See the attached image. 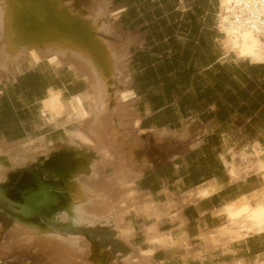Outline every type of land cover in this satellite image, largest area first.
<instances>
[{
	"label": "crops",
	"instance_id": "1",
	"mask_svg": "<svg viewBox=\"0 0 264 264\" xmlns=\"http://www.w3.org/2000/svg\"><path fill=\"white\" fill-rule=\"evenodd\" d=\"M70 1L86 13L101 3ZM102 2L99 6L113 15L115 30L112 40H105L133 58L117 83L124 113L123 126L116 129L136 146L135 168L142 175L128 189L142 195L159 216L158 221L130 210L125 219L134 230L130 247L136 253L152 249L144 226L157 223V231L169 234L173 244L153 249L152 264H264V233L221 241L217 247L203 238L218 235L230 212L263 188L254 168L236 180L230 169L240 164L242 152L251 158L255 144L264 160V69L249 67L264 64L225 56L219 47L223 35L217 20L216 25L210 21L207 0L185 10L180 7L184 0ZM178 39L185 41L182 47L176 45ZM50 90L60 93L64 105L74 98L73 107L78 98L92 95L84 77L66 64L21 67L0 81L1 148L79 144L72 131L84 132L80 119L65 122L43 112ZM76 106L81 112L87 101ZM109 168L112 172L110 165L103 172ZM6 235L1 229L0 264H32L37 254L5 248ZM122 250L121 255L128 252Z\"/></svg>",
	"mask_w": 264,
	"mask_h": 264
},
{
	"label": "bare ground",
	"instance_id": "2",
	"mask_svg": "<svg viewBox=\"0 0 264 264\" xmlns=\"http://www.w3.org/2000/svg\"><path fill=\"white\" fill-rule=\"evenodd\" d=\"M100 4L95 12L86 15L70 0H0V77L8 70L18 73L22 65L66 64L84 77L92 90L91 96L78 98V103L87 101L81 112L77 102L73 107L74 98L64 105L59 92L50 90L43 101V112L52 119H80L84 132L72 131L73 142L79 141L78 145L60 149L43 148L39 143L29 149L18 145L0 147V184L6 182L11 171L30 172L40 179L41 185L45 184L48 200L47 205L41 206L42 215L33 217L8 212L0 206V216L11 223L6 247L45 255L52 264H85L89 257L94 259L93 264L104 262L101 250L91 249L89 238L64 235L69 234L68 229L96 224L111 226L116 238L127 245L134 236L133 228L125 220L130 210L146 217L156 216L159 221L152 211L153 205L128 189L142 175L135 168L134 145L122 140L116 129V125L123 126L120 116L124 110L119 108L123 98L117 83L125 69V48L117 51L96 36L98 32L106 34L112 30L113 15ZM219 5L217 22L223 48L239 60L264 64V0H219ZM113 115L117 122H113ZM257 164L264 181V163ZM107 165L114 172L100 184L99 176ZM244 204L230 212L227 224L218 235L216 232L217 238L203 237L205 242L220 246L221 241L229 244L264 233V187ZM51 221L66 225L60 229L63 234L48 225ZM144 231L150 235L152 249L134 251L133 257L123 260L124 264H152L153 249L173 244L170 235L157 231V223L144 226Z\"/></svg>",
	"mask_w": 264,
	"mask_h": 264
},
{
	"label": "rangeland",
	"instance_id": "3",
	"mask_svg": "<svg viewBox=\"0 0 264 264\" xmlns=\"http://www.w3.org/2000/svg\"><path fill=\"white\" fill-rule=\"evenodd\" d=\"M202 0H184V2H182V4L180 5V7H181V10H185V8H186V6L188 5V6H192L193 4H196V5H201L202 4V2H201ZM174 1H171V3H173ZM204 3V2H203ZM207 4L210 6V9H211V15L209 16L210 17V21L214 24V25H216V20L218 21V13H219V0H207ZM82 10V9H81ZM95 10V8H93V9H91L90 10V12H88V13H86L85 11H83V13L84 14H86V15H88V14H92L93 12H95L94 11ZM112 27V26H111ZM217 28H218V22H217ZM218 31H219V28H218ZM220 32V31H219ZM113 35H115V30H114V28L112 27V30H111V32L110 33H106V34H104L103 32L101 33V32H98L97 34H96V36H98V37H101V38H103L104 40L105 39H110V40H112V36ZM184 43H185V41L183 40V39H178V41H177V43H176V45L178 46V47H182L183 45H184ZM113 46V45H112ZM114 47V46H113ZM219 47H220V49L224 52V54H225V56H231V57H233L234 55L232 54V53H227L226 52V50L223 48V45H222V42H220V44H219ZM115 48V47H114ZM130 56H126V59H125V62H124V64H125V68H126V66L131 62V60L133 59V58H129ZM230 58V57H229ZM228 58V59H229ZM234 58V57H233ZM145 59V58H144ZM45 63H47V64H49V65H52V66H55L54 64H52V63H49V62H45ZM68 66V65H67ZM22 67H25V66H23L22 65ZM56 67V66H55ZM11 70H8L7 72H6V74L4 73L3 74V76H1L0 77V81H3V80H5V81H7L12 75H14V73H12V72H10ZM124 71H125V69H124ZM12 73V74H11ZM120 79H122V78H120ZM120 79H119V81H120ZM113 122H117V119H116V121L114 120ZM116 127H117V125H116ZM120 127V126H119ZM119 136H120V138L122 139V136L119 134ZM122 140H124L128 145H131V146H133L134 144H131V143H128L125 139H122ZM29 147L31 148L32 147V145H30V144H28V145H26V148L27 149H29ZM60 148H63V147H55V148H51V149H60ZM133 148L135 149V145L133 146ZM252 148H253V151H254V149H255V151L253 152L252 151V157L251 158H247L246 157V154H244L245 152H242V154H241V160H240V164L239 165H237L236 166V168H235V165H231V169H230V176L232 175L233 177H234V179L236 180L237 178H239V176H241L242 174L243 175H248L249 174V172H250V170L251 169H255L257 172L259 171L258 170V161H261L262 163H264L263 161L264 160H262L261 158H260V151L257 149V144H255V146L253 145L252 146ZM134 149H133V151H134ZM256 149H257V151H256ZM132 151V152H133ZM258 154V155H257ZM134 156V155H133ZM255 158H254V157ZM244 157V158H243ZM134 159H135V156H134ZM256 159V160H255ZM258 159V160H257ZM136 160V159H135ZM244 160V161H243ZM256 161V162H255ZM246 162V163H245ZM250 164H248V163ZM255 162V163H254ZM245 164V165H244ZM108 166V165H107ZM233 166V167H232ZM257 166V167H256ZM256 167V168H255ZM241 168V169H240ZM246 168H247V171H246ZM250 168V169H249ZM235 170V173H231V172H234L233 170ZM238 169H240V170H238ZM12 172H14V171H12ZM111 172V168H109V169H107L106 170V172H103V170H102V172H101V176H99L100 177V184H103L104 182H106L107 180H108V178L112 175V173L114 172V168H113V170H112V172H111V174L109 175V173ZM240 174H238V173ZM238 176H237V175ZM258 174H260V176H262V174L260 173V171L258 172ZM106 175H109V176H107L106 177ZM235 175V176H234ZM232 176H231V178H232ZM233 179V178H232ZM6 181H7V179H6ZM262 187H264V183H263V181H262ZM248 198V197H247ZM246 198V199H247ZM246 201V200H245ZM245 201H244V203H245ZM243 203V206L245 205ZM243 206H241V207H243ZM6 218L4 217V216H0V230L1 229H4V234H8V232H9V230H10V227H11V223L9 222V221H7V220H5ZM51 222H53V221H51ZM51 222H48V225L51 227V228H53V229H55L54 231H56V232H59V233H61V234H63L62 232H60V229L62 228V227H64V225L65 224H59V223H55V222H53V223H51ZM47 224V223H46ZM66 226V225H65ZM48 227V226H47ZM50 228V229H51ZM83 229H87V230H91V231H93L92 233L93 234H90V233H88V232H83ZM67 232L69 233V234H64V235H77V236H81V237H85V238H89L90 239V247H91V249L93 250V251H100L101 250V252H100V254L103 256V258H104V262H103V264H124L123 263V260L126 258V257H133L134 255H135V250L134 249H132L131 247H130V242H129V244H125V243H123L122 241H120V240H118L117 238H116V236H115V231L112 229V227L111 226H104V225H102L101 226V224H96V225H93V226H89V227H85V226H78V227H73V228H71V229H68L67 230ZM145 232V231H144ZM89 234V235H88ZM145 235H146V237H147V241L149 242V240H148V236H150V235H148L146 232H145ZM169 235V234H168ZM7 236V235H6ZM7 240V237L5 238V242H4V245L3 246H5V248H7L6 247V241ZM81 243V245L83 246L84 245V243H82V241L80 242ZM149 244H150V242H149ZM125 247L128 249V252L127 253H125L124 255H121V254H123L124 252H122L121 253V251H123L122 249H125ZM13 248H17V247H13ZM9 249V248H8ZM18 249H20V250H24V251H29V250H25L24 248H18ZM29 252H31V251H29ZM113 252H115V254H113ZM31 253H33V254H37V255H34L33 256V258L31 259V262H32V264H52L49 260H48V258L45 256V255H40V254H38V253H34V252H31ZM21 258L22 259H24L25 258V256H23V254H22V256H21ZM20 261H21V259H20ZM93 261H94V259L93 258H91V257H89V259H87V262L86 263H88V264H93ZM90 262V263H89ZM85 263V264H86Z\"/></svg>",
	"mask_w": 264,
	"mask_h": 264
},
{
	"label": "water",
	"instance_id": "4",
	"mask_svg": "<svg viewBox=\"0 0 264 264\" xmlns=\"http://www.w3.org/2000/svg\"><path fill=\"white\" fill-rule=\"evenodd\" d=\"M46 186L30 172H14L7 176V181L0 184V206L8 212L25 217L42 215V204L47 205ZM83 232L93 234L91 230Z\"/></svg>",
	"mask_w": 264,
	"mask_h": 264
},
{
	"label": "trees",
	"instance_id": "5",
	"mask_svg": "<svg viewBox=\"0 0 264 264\" xmlns=\"http://www.w3.org/2000/svg\"><path fill=\"white\" fill-rule=\"evenodd\" d=\"M249 67L252 69H257V68H263L264 69V65H250Z\"/></svg>",
	"mask_w": 264,
	"mask_h": 264
}]
</instances>
